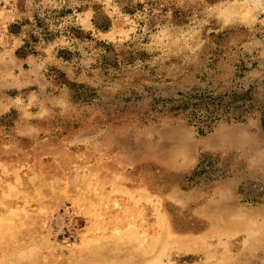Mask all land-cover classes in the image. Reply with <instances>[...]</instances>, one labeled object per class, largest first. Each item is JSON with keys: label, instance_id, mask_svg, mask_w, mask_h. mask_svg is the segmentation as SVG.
<instances>
[{"label": "rangeland", "instance_id": "1", "mask_svg": "<svg viewBox=\"0 0 264 264\" xmlns=\"http://www.w3.org/2000/svg\"><path fill=\"white\" fill-rule=\"evenodd\" d=\"M0 264H264V0H0Z\"/></svg>", "mask_w": 264, "mask_h": 264}, {"label": "bare ground", "instance_id": "2", "mask_svg": "<svg viewBox=\"0 0 264 264\" xmlns=\"http://www.w3.org/2000/svg\"><path fill=\"white\" fill-rule=\"evenodd\" d=\"M239 12V11H238ZM38 243V242H37Z\"/></svg>", "mask_w": 264, "mask_h": 264}]
</instances>
